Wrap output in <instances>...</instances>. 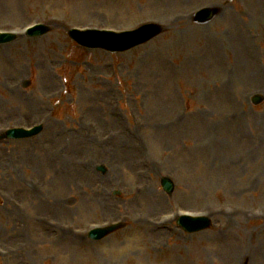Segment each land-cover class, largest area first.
<instances>
[{"label":"rangeland","instance_id":"374dc122","mask_svg":"<svg viewBox=\"0 0 264 264\" xmlns=\"http://www.w3.org/2000/svg\"><path fill=\"white\" fill-rule=\"evenodd\" d=\"M150 21L121 54L68 35ZM34 22L50 33L0 46V130L45 127L0 142V264H264V0H0V29ZM181 210L211 227L165 224Z\"/></svg>","mask_w":264,"mask_h":264},{"label":"bare ground","instance_id":"6f19581e","mask_svg":"<svg viewBox=\"0 0 264 264\" xmlns=\"http://www.w3.org/2000/svg\"><path fill=\"white\" fill-rule=\"evenodd\" d=\"M116 116V115H115ZM68 173H69V171L67 170V169H64L63 171H62V174L63 175H68Z\"/></svg>","mask_w":264,"mask_h":264},{"label":"water","instance_id":"95a60500","mask_svg":"<svg viewBox=\"0 0 264 264\" xmlns=\"http://www.w3.org/2000/svg\"><path fill=\"white\" fill-rule=\"evenodd\" d=\"M153 35H155V31H154V30L150 31V35H149V37H152ZM7 135H8V134H7ZM9 135H10V133H9Z\"/></svg>","mask_w":264,"mask_h":264}]
</instances>
